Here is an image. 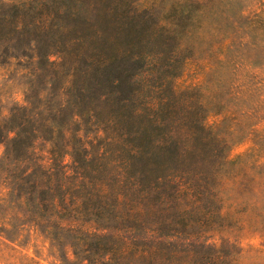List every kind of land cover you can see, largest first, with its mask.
Instances as JSON below:
<instances>
[{
  "label": "trees",
  "instance_id": "obj_1",
  "mask_svg": "<svg viewBox=\"0 0 264 264\" xmlns=\"http://www.w3.org/2000/svg\"><path fill=\"white\" fill-rule=\"evenodd\" d=\"M136 1L2 8L0 68L27 79L0 114L4 202L65 264H229L203 237L228 147L172 84L195 22L147 26Z\"/></svg>",
  "mask_w": 264,
  "mask_h": 264
},
{
  "label": "rangeland",
  "instance_id": "obj_2",
  "mask_svg": "<svg viewBox=\"0 0 264 264\" xmlns=\"http://www.w3.org/2000/svg\"><path fill=\"white\" fill-rule=\"evenodd\" d=\"M23 1L0 0V13ZM134 11L147 26H169V17L180 18L181 27L195 22L192 36L182 39L187 58L172 84L191 92L228 147L217 218L203 237L229 264H264V0H137ZM7 74L0 68L2 117L25 105L27 79L10 81ZM3 151L0 145V157ZM7 193L0 186V264H65L48 237L15 220Z\"/></svg>",
  "mask_w": 264,
  "mask_h": 264
}]
</instances>
